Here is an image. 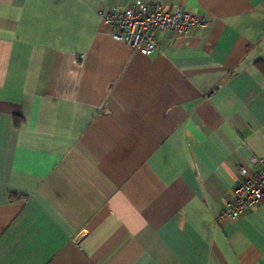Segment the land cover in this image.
Masks as SVG:
<instances>
[{"label":"crops","instance_id":"obj_1","mask_svg":"<svg viewBox=\"0 0 264 264\" xmlns=\"http://www.w3.org/2000/svg\"><path fill=\"white\" fill-rule=\"evenodd\" d=\"M209 24L143 54L101 12L0 0V264H264V0H143Z\"/></svg>","mask_w":264,"mask_h":264},{"label":"built area","instance_id":"obj_2","mask_svg":"<svg viewBox=\"0 0 264 264\" xmlns=\"http://www.w3.org/2000/svg\"><path fill=\"white\" fill-rule=\"evenodd\" d=\"M103 19L112 27V36L140 50L153 53L158 45L157 31L169 30L179 35H188L198 26L209 24V20L197 17L180 6L169 8L162 1L149 5L137 0L122 11L101 12ZM255 169L241 168V178L233 188V198L222 213L235 219L264 201V156L253 157Z\"/></svg>","mask_w":264,"mask_h":264}]
</instances>
